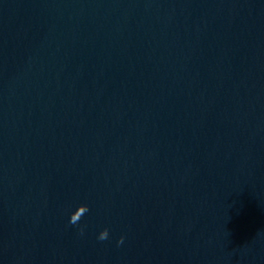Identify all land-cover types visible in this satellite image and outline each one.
Returning <instances> with one entry per match:
<instances>
[{"label": "water", "instance_id": "obj_1", "mask_svg": "<svg viewBox=\"0 0 264 264\" xmlns=\"http://www.w3.org/2000/svg\"><path fill=\"white\" fill-rule=\"evenodd\" d=\"M0 264H264V0H0Z\"/></svg>", "mask_w": 264, "mask_h": 264}, {"label": "clouds", "instance_id": "obj_2", "mask_svg": "<svg viewBox=\"0 0 264 264\" xmlns=\"http://www.w3.org/2000/svg\"><path fill=\"white\" fill-rule=\"evenodd\" d=\"M89 211V208L87 205L85 204H81L79 205L76 210L74 212L71 213L70 215V220H69V223L72 224V225H77L79 223V221L81 220V218ZM79 233L81 235H83L84 233V228L83 227H80L79 228ZM109 238V230L107 228L103 229L97 239L100 240V241H105ZM124 242V237L121 236L120 239L117 241V244L118 246L123 244Z\"/></svg>", "mask_w": 264, "mask_h": 264}]
</instances>
